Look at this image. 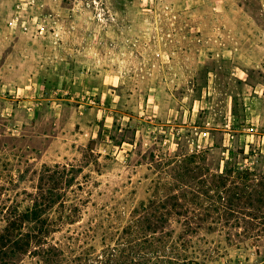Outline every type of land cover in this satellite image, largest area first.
Returning <instances> with one entry per match:
<instances>
[{
	"label": "rangeland",
	"instance_id": "374dc122",
	"mask_svg": "<svg viewBox=\"0 0 264 264\" xmlns=\"http://www.w3.org/2000/svg\"><path fill=\"white\" fill-rule=\"evenodd\" d=\"M201 150L264 173V0H0V205L67 168L83 217L55 238L102 258L168 157ZM224 222L188 264H264V234Z\"/></svg>",
	"mask_w": 264,
	"mask_h": 264
},
{
	"label": "trees",
	"instance_id": "16d2710c",
	"mask_svg": "<svg viewBox=\"0 0 264 264\" xmlns=\"http://www.w3.org/2000/svg\"><path fill=\"white\" fill-rule=\"evenodd\" d=\"M208 155L209 150H201L169 156L168 178L160 179L156 194L132 209L121 241L104 246L102 258L95 257L94 245L82 243L92 237L88 231L55 238L83 214L81 203L70 195L74 183L67 168L59 170L57 186H50L44 175L23 210L0 205V264L198 263L195 255L200 253L189 254L194 235L207 223L224 221L223 226L231 221L230 226H252L245 233L259 239L264 234V173L231 162L215 169L207 163Z\"/></svg>",
	"mask_w": 264,
	"mask_h": 264
}]
</instances>
